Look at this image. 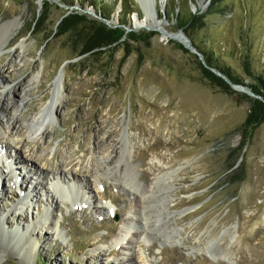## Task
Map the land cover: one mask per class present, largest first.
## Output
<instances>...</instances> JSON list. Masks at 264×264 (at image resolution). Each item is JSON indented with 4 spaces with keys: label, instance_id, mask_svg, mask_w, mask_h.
<instances>
[{
    "label": "rangeland",
    "instance_id": "1",
    "mask_svg": "<svg viewBox=\"0 0 264 264\" xmlns=\"http://www.w3.org/2000/svg\"><path fill=\"white\" fill-rule=\"evenodd\" d=\"M66 1L73 4L0 0V116L14 114L25 129L0 126V143L10 133L15 151L0 146V264H264V120L247 121L252 100L264 101L249 87L264 85V0H128L129 14L118 0L108 20L97 11L114 0ZM116 26V41L81 53ZM177 32L229 67L248 94L197 48L171 38ZM206 67L231 90L214 84ZM60 68L57 112L43 134H32ZM19 91L31 94L21 99ZM169 171L170 191L159 189L161 202L148 208L160 216L156 231L145 233L137 198ZM25 172L31 182L22 181ZM42 173L79 185L80 194L52 193ZM34 182L45 188L31 198ZM45 218L52 223L39 229ZM32 228L40 239L27 257Z\"/></svg>",
    "mask_w": 264,
    "mask_h": 264
},
{
    "label": "bare ground",
    "instance_id": "2",
    "mask_svg": "<svg viewBox=\"0 0 264 264\" xmlns=\"http://www.w3.org/2000/svg\"><path fill=\"white\" fill-rule=\"evenodd\" d=\"M144 1H145V4H146V0H142L141 2L144 3ZM152 5H153V3H152ZM137 22L141 24V21H138L137 20ZM153 22H154V19H153V14H151V9L150 8H147L145 10V19L142 21V24L144 26H148L149 27V26H151V24ZM171 38H174V39H177V40H181V42L184 39L183 36L181 35V33H178V32L177 33H173ZM63 74H64L63 68H61L59 70V72L57 73V75L55 76V78L53 79V81H54L53 82L54 83L53 85L54 86L52 88L53 91L51 92L52 93L51 97L47 100V102L42 107L39 108V110L37 111V113L34 115L33 119L30 121L29 128L32 131V134L33 133L35 134L37 132H39V134L40 133L43 134L45 132L44 131L45 122L47 121L48 118H50L52 120L53 119V114L55 112H57V109H58V106H59V103H60V99H61V97L59 98V95H60V93H62L61 92V89H62V86H63ZM13 92L16 93V89H14ZM30 94H31V92H29L28 95L30 96ZM18 95L20 96L21 99H24V98L29 97V96L26 95V93L21 94L20 91L18 92ZM3 121H5V130H7V132L9 131L11 133L13 131V129H14L18 134L21 135L24 132V130H25L20 124H17L18 123V119H17V117L14 114H11V113L8 114V117L6 119H4V120L0 116V126H1V123H3ZM7 132L4 131L3 135H5ZM10 133H8V135L6 136V141H3V142L0 143V146H1V149H4L6 151L8 150V152H14V154H15V151H13V146L11 145L10 140H9L10 138L8 137ZM3 135H2V137L4 138ZM7 137H8V140H7ZM17 143L18 144H21V145H24V143H22L21 140H18L16 142V144ZM26 151H29V149H27ZM18 159H21V157H18ZM28 162H31V159ZM128 166L129 165H126L124 167L125 168L124 169V172H125V175L130 176L132 173H131V168L128 167ZM101 167H104V166L102 165ZM35 169H37L40 172H44L41 169V167H39V166H36ZM112 171L113 170H110V172H112ZM57 172H58L57 173V177L62 178L61 177V175H62L61 173H63V170H59ZM25 173L26 174L21 175L22 181H24V182L25 181L31 182V181H29V172H25ZM95 173H96V175H97L98 178H100L101 176H103L104 178H107L108 177V175H106V174H108L107 169L104 170V172H101V170H96ZM159 173L160 172H158V174H156L155 176H153V179L157 178L156 181L154 183H152L154 185H151L150 187H146L144 189V191L141 193V197L137 198V203H138L139 206L141 205L140 206L141 207V210L145 209V212H143V214L141 216V223L143 225V232H145V233L147 232V230L148 231H156L155 225L159 221L158 218L160 216L159 215L156 216L155 214H152L153 212H150L149 209H148L149 207L158 206L159 201L161 202L160 197H159V193H157V191H159V189H164L166 191L168 190L167 188L170 189V187L167 184V180H168V178L171 179L172 171H169V172H166V173L163 172L162 174L160 173L161 175ZM41 175H42V178H44V179H49L50 181L53 180L52 181V183H53V186H52L53 191H57L58 193H60L61 195L65 196V197L68 196V195H70L73 192H76L77 195L80 194V191H79V188L80 187L77 184H74V185H71V184H69V185L68 184L67 185H59V181H58V179H56L57 178L56 175L55 176H53V175L50 176V175L44 174V173H42ZM0 176H1V173H0ZM6 177H7V174H5L3 176V179H5ZM65 178L66 177L64 176V179ZM26 179H28V180H26ZM127 179L124 182H126ZM74 181L76 182L77 180H74ZM29 184L31 185V183H29ZM64 184H65V182H64ZM38 185H39V183H37V182H34L32 184V189L30 190V193H32V195H31L32 197L31 198L36 197L37 194H39V196L42 195V191H43L42 189L45 188V187H43L42 189H39L37 187ZM157 186H161V187L157 188ZM168 191H170V190H168ZM47 192H49V190L46 189V193ZM146 192H147V195H146ZM0 195H1V190H0ZM53 197H54V199H53ZM53 201H56V196H54V195H52V202ZM161 204L164 207H169L168 206L169 205V202L168 201L165 202V203L163 201V203H161ZM18 216L21 217L19 214H18ZM167 216H168V214L165 215V218L166 219H168ZM50 221L51 220H49L48 218H45L41 222L39 221L40 222V224H39V227L40 228L39 229L44 228V226H45L46 223L47 224L48 223L51 224L52 222H50ZM57 227H58L57 224H53L52 228H54L53 229L54 232L56 231ZM128 228L127 229L125 228V230H126L125 232H128L129 231ZM28 232L29 233H28L27 238H26V240L24 242L25 243V246H26L25 252H26L27 257L30 256V254L32 252H35L37 241H39V239H40L39 231H36L35 228H32V229L28 230ZM211 243H212V241H211ZM125 248L128 250V252H130L129 254H133V252L131 251V248L129 246H126ZM206 251H210V250H208L206 248ZM110 252L113 253V254H116L115 250H113V249L110 250ZM91 257L94 258V259H96V258H99V255L94 254ZM130 259H133V257L130 258ZM108 262H110V261H108ZM118 262L120 263L121 262V259L118 260ZM112 263L113 262H110L108 264H112ZM93 264H97V263L94 262Z\"/></svg>",
    "mask_w": 264,
    "mask_h": 264
},
{
    "label": "trees",
    "instance_id": "3",
    "mask_svg": "<svg viewBox=\"0 0 264 264\" xmlns=\"http://www.w3.org/2000/svg\"><path fill=\"white\" fill-rule=\"evenodd\" d=\"M64 4H66L67 6H71L73 3L70 1H66V0H62ZM118 0H114L113 4L111 6L107 5V12L103 11L101 9V7L99 6V9L97 11V13L102 16L104 19H109L114 8L115 5L117 3ZM120 2V6H121V10L123 11V13L127 12V14H129L130 12H132V9L130 8L131 6V1L128 0H119ZM211 3H215L214 0H211ZM218 5V4H217ZM216 5V6H217ZM215 6V7H216ZM104 9V7H103ZM109 9V11H108ZM125 11V12H124ZM134 11V10H133ZM73 14V13H72ZM70 14L67 17H64V19L61 22V25L65 22L70 20L71 18L75 17L76 14ZM183 16V15H182ZM197 18V16L192 15V17L190 18L191 21L195 20ZM177 20L179 21V19L177 18ZM128 21L127 19H120V25H126ZM128 24V23H127ZM186 24V23H185ZM119 26V25H118ZM114 27V28H107L105 32H101V34L98 36L100 37L102 40L101 42H96L95 45H92L88 48H85V50H83L81 53L87 52L89 50H92L93 48H96L98 46H101L102 43L104 42H110V41H116L122 33V28L120 27ZM101 29V28H100ZM104 41V42H103ZM193 46H195V48H197V50L203 55V58L205 60V64H207L210 67H214L216 69H218L219 71H221L230 81H232L233 83H244V81L238 77L237 75L233 74L232 71L229 69V67L226 66H222L219 63L214 62L213 57L210 56L209 53H207V51L204 48H198L196 47V45L193 44ZM216 60V59H215ZM204 65V64H203ZM205 66V65H204ZM205 72L207 73V75H209V78L211 79L212 82H214V84H217L218 86H221L223 88H226L227 90H231L229 85L220 77L216 76L215 74L211 73L210 70L206 67ZM258 80L261 82L262 77L258 76ZM262 85V87H260L259 85H255V84H251L249 87L251 89V91L255 94H259L263 97L264 99V85L263 83H260ZM251 111L247 117V121L248 123L250 122H261L264 120V101L263 100H258V99H253L252 100V106H251Z\"/></svg>",
    "mask_w": 264,
    "mask_h": 264
},
{
    "label": "water",
    "instance_id": "4",
    "mask_svg": "<svg viewBox=\"0 0 264 264\" xmlns=\"http://www.w3.org/2000/svg\"><path fill=\"white\" fill-rule=\"evenodd\" d=\"M181 33H182V36H183V38H184V40H182V42H183L187 47H189V49L192 50L194 53H197L195 47H193V46L190 45V43H189V38H188L183 32H181ZM198 56H199V54H198ZM202 63H203V62H202ZM60 69H61V68H60ZM60 69H59V70H60ZM216 71H217V70H216ZM216 73H217V74H220L219 71H217ZM231 86H232L233 88H235V89L242 90L243 92L246 91L245 93H247V91H249V90L244 89L245 87H243L242 84H235V83H233V84H231ZM247 94H248V93H247ZM252 94H253V93H252Z\"/></svg>",
    "mask_w": 264,
    "mask_h": 264
}]
</instances>
